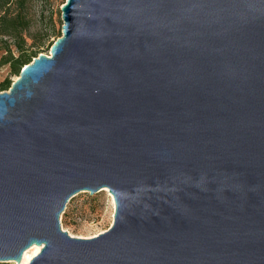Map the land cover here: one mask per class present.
I'll return each instance as SVG.
<instances>
[{
    "label": "water",
    "instance_id": "obj_1",
    "mask_svg": "<svg viewBox=\"0 0 264 264\" xmlns=\"http://www.w3.org/2000/svg\"><path fill=\"white\" fill-rule=\"evenodd\" d=\"M0 90V260L264 264V0H64ZM113 221L72 235V195Z\"/></svg>",
    "mask_w": 264,
    "mask_h": 264
},
{
    "label": "rangeland",
    "instance_id": "obj_2",
    "mask_svg": "<svg viewBox=\"0 0 264 264\" xmlns=\"http://www.w3.org/2000/svg\"><path fill=\"white\" fill-rule=\"evenodd\" d=\"M64 0H32V26L31 32H37V38L43 37L44 32L51 28L60 30L61 33V10L60 5ZM39 32V33H38ZM57 37L50 35L49 40ZM43 40L40 52L49 53L48 39ZM52 41V42H53ZM38 52V53H40ZM17 74L10 71L9 65L0 66V81L8 77L10 81ZM114 202L112 195L106 187L93 193L80 190L70 197L62 213L60 214L61 226L72 235L89 237L96 235L111 225L113 221ZM16 260H0V264H15Z\"/></svg>",
    "mask_w": 264,
    "mask_h": 264
},
{
    "label": "trees",
    "instance_id": "obj_3",
    "mask_svg": "<svg viewBox=\"0 0 264 264\" xmlns=\"http://www.w3.org/2000/svg\"><path fill=\"white\" fill-rule=\"evenodd\" d=\"M32 0H0V66L8 64L10 71L18 74L20 68L40 52L43 40L50 35L58 37L60 30L51 28L43 37L31 32ZM39 33V32H38ZM53 40L48 39L49 46ZM8 77L0 81V90L7 89Z\"/></svg>",
    "mask_w": 264,
    "mask_h": 264
},
{
    "label": "bare ground",
    "instance_id": "obj_4",
    "mask_svg": "<svg viewBox=\"0 0 264 264\" xmlns=\"http://www.w3.org/2000/svg\"><path fill=\"white\" fill-rule=\"evenodd\" d=\"M40 245L33 244L23 251L22 258L15 264H26L30 258L40 250Z\"/></svg>",
    "mask_w": 264,
    "mask_h": 264
}]
</instances>
